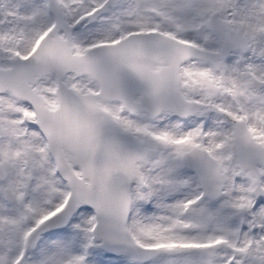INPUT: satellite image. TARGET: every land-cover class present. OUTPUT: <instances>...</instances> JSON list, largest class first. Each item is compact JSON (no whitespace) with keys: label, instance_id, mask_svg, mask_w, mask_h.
Here are the masks:
<instances>
[{"label":"snow or ice","instance_id":"obj_1","mask_svg":"<svg viewBox=\"0 0 264 264\" xmlns=\"http://www.w3.org/2000/svg\"><path fill=\"white\" fill-rule=\"evenodd\" d=\"M0 264H264V0H0Z\"/></svg>","mask_w":264,"mask_h":264}]
</instances>
